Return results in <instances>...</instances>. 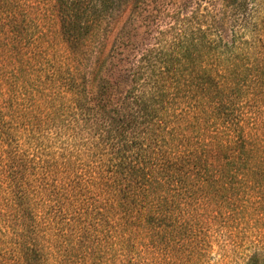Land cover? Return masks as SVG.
<instances>
[{"label":"trees","instance_id":"obj_1","mask_svg":"<svg viewBox=\"0 0 264 264\" xmlns=\"http://www.w3.org/2000/svg\"><path fill=\"white\" fill-rule=\"evenodd\" d=\"M142 1L0 0V264H264V31Z\"/></svg>","mask_w":264,"mask_h":264},{"label":"rangeland","instance_id":"obj_2","mask_svg":"<svg viewBox=\"0 0 264 264\" xmlns=\"http://www.w3.org/2000/svg\"><path fill=\"white\" fill-rule=\"evenodd\" d=\"M178 7L182 13L195 10L202 15L200 25L209 36L202 39L204 42L217 38L229 42L235 33L239 40L246 38L254 28L264 31V0H143L131 20V43L141 50L159 39H170L169 27L181 29L173 17ZM159 31L165 33L161 35ZM243 255L241 250L233 252L226 264H243Z\"/></svg>","mask_w":264,"mask_h":264}]
</instances>
